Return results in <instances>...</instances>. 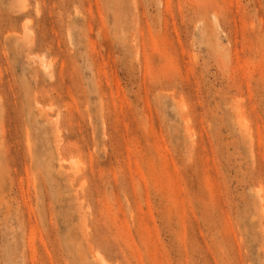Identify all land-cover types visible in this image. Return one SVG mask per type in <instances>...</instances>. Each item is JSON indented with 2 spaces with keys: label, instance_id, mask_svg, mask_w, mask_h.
Listing matches in <instances>:
<instances>
[{
  "label": "rangeland",
  "instance_id": "obj_1",
  "mask_svg": "<svg viewBox=\"0 0 264 264\" xmlns=\"http://www.w3.org/2000/svg\"><path fill=\"white\" fill-rule=\"evenodd\" d=\"M0 264H264V0H0Z\"/></svg>",
  "mask_w": 264,
  "mask_h": 264
},
{
  "label": "bare ground",
  "instance_id": "obj_2",
  "mask_svg": "<svg viewBox=\"0 0 264 264\" xmlns=\"http://www.w3.org/2000/svg\"><path fill=\"white\" fill-rule=\"evenodd\" d=\"M43 65H45V66H46V64H44V63H43ZM41 66H42V65H41ZM64 162H65V161H64ZM97 254H98V253H97ZM94 255H95V254H94ZM95 256H96V255H95ZM98 259H99V258H98ZM98 259H97V260H98ZM100 259H101V258H100Z\"/></svg>",
  "mask_w": 264,
  "mask_h": 264
}]
</instances>
